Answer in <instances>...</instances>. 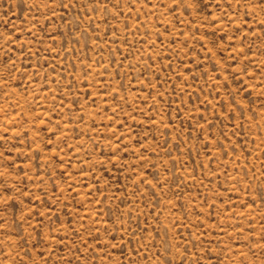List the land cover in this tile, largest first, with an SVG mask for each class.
Returning a JSON list of instances; mask_svg holds the SVG:
<instances>
[{"label": "rangeland", "instance_id": "rangeland-1", "mask_svg": "<svg viewBox=\"0 0 264 264\" xmlns=\"http://www.w3.org/2000/svg\"><path fill=\"white\" fill-rule=\"evenodd\" d=\"M0 264H264V0H0Z\"/></svg>", "mask_w": 264, "mask_h": 264}]
</instances>
